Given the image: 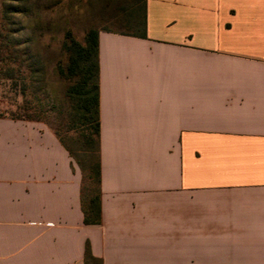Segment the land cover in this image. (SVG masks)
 Instances as JSON below:
<instances>
[{"label":"crops","instance_id":"0c3cea01","mask_svg":"<svg viewBox=\"0 0 264 264\" xmlns=\"http://www.w3.org/2000/svg\"><path fill=\"white\" fill-rule=\"evenodd\" d=\"M144 33L99 34V224L54 131L0 118V264H264V0H146Z\"/></svg>","mask_w":264,"mask_h":264},{"label":"rangeland","instance_id":"374dc122","mask_svg":"<svg viewBox=\"0 0 264 264\" xmlns=\"http://www.w3.org/2000/svg\"><path fill=\"white\" fill-rule=\"evenodd\" d=\"M122 1L118 7L128 5ZM111 2L113 0H0L1 116L17 118L19 107L26 105L33 118L57 133L61 123L59 112L64 113L68 108L65 93L71 84L58 73V66L66 64L63 46L68 34L83 43L86 33L92 29L129 33L140 30L123 21L124 13H118L117 18L112 16ZM60 136L74 147L79 135L60 130Z\"/></svg>","mask_w":264,"mask_h":264},{"label":"trees","instance_id":"16d2710c","mask_svg":"<svg viewBox=\"0 0 264 264\" xmlns=\"http://www.w3.org/2000/svg\"><path fill=\"white\" fill-rule=\"evenodd\" d=\"M121 0H113V15L124 13L130 25L140 27L138 33L118 31L122 35L145 36L146 0H123L128 2L124 7L117 6ZM141 14V17H140ZM132 25V26H133ZM98 30H89L80 43L68 34L64 43L66 53L65 66H58L59 75L71 82L66 90L65 98L68 108L59 112L61 122L57 129V137L66 147L72 158L80 166L83 174L82 205L86 224H99L101 221V160H100V65H99ZM44 78V77H43ZM40 102V100H37ZM20 113L13 120L34 121L28 106L19 107ZM0 118H4L0 115ZM60 130L74 132L77 139L74 147L69 146L60 136ZM93 260V258L89 257Z\"/></svg>","mask_w":264,"mask_h":264}]
</instances>
